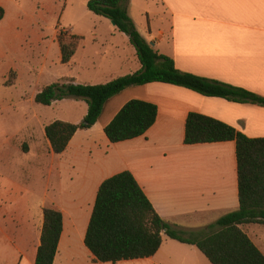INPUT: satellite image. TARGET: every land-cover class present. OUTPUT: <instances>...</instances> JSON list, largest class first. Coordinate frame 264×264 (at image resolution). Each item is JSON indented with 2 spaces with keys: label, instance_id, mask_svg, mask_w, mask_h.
Here are the masks:
<instances>
[{
  "label": "crops",
  "instance_id": "obj_1",
  "mask_svg": "<svg viewBox=\"0 0 264 264\" xmlns=\"http://www.w3.org/2000/svg\"><path fill=\"white\" fill-rule=\"evenodd\" d=\"M6 4L7 0H0L4 10ZM128 14L141 35L155 44V51L171 58L180 71L264 98V0H130ZM98 21L95 28L109 27L107 39L100 31L93 34L92 43L102 44L98 55L88 52L87 39L74 30L75 55L64 65L60 51L57 65L63 69L51 84L103 85L142 68L128 36L109 20ZM20 85L10 88L18 90ZM44 87L27 102L21 95L22 103L34 109L23 143L17 145L24 165L20 173L26 175L14 179L8 163L0 166V264H36L45 208L63 215L54 264H105L94 259L85 237L101 185L125 171L132 173L159 216L186 237L209 231L239 209L236 143L186 145V122L189 114L196 113L250 139H264V107L164 83L131 87L109 100L97 124L78 131L66 151L57 155L46 127L58 120L80 124L88 105L73 99L80 109L75 120L64 114L43 119L35 97ZM132 100L156 105V123L144 136L113 144L105 129ZM67 101L41 106L59 111ZM33 176L41 179V189L28 181ZM241 229L264 254V225L247 224ZM117 264L211 262L197 247L164 235L154 257Z\"/></svg>",
  "mask_w": 264,
  "mask_h": 264
},
{
  "label": "trees",
  "instance_id": "obj_2",
  "mask_svg": "<svg viewBox=\"0 0 264 264\" xmlns=\"http://www.w3.org/2000/svg\"><path fill=\"white\" fill-rule=\"evenodd\" d=\"M130 0H90L87 9L115 23L136 49L142 68L103 85L54 83L44 87L35 102L51 106L64 99L83 100L88 105L84 120L76 125L55 121L45 129L57 155L63 154L74 135L99 121L106 103L128 88L151 83L184 87L200 95L223 98L236 103L264 107V98L229 84L185 73L175 62L159 54L141 35L128 14ZM5 10L0 6V23ZM62 63L69 64L76 52L75 43L59 41ZM156 105L132 100L106 127L113 144L144 136L156 123ZM236 143L240 207L209 227V231L184 236L163 220L132 173L125 171L101 185L85 237V245L96 261L117 264L121 261L154 257L161 249L163 236L197 247L211 264H264V254L241 229L247 224L264 225V139H250L235 128L196 113L186 122V145ZM63 233V215L53 208L44 209V227L36 264H54Z\"/></svg>",
  "mask_w": 264,
  "mask_h": 264
},
{
  "label": "rangeland",
  "instance_id": "obj_3",
  "mask_svg": "<svg viewBox=\"0 0 264 264\" xmlns=\"http://www.w3.org/2000/svg\"><path fill=\"white\" fill-rule=\"evenodd\" d=\"M85 3L86 0H7L6 16L0 24V166L8 163L14 170V179L26 175L20 173L24 165L17 145L26 135V124L34 112L32 104L22 103L21 95L27 102L34 91L58 79L63 69L57 65L59 41L75 43L74 30L87 39L88 52L93 56L98 55L102 45L92 43L93 34L100 31L102 39L109 38V27L95 28L100 17L91 13ZM16 84H21L20 89L10 88ZM67 102L59 111L38 105L42 118L64 114L77 119L80 109L73 99ZM39 128L42 130V126ZM28 181L41 189L39 176Z\"/></svg>",
  "mask_w": 264,
  "mask_h": 264
},
{
  "label": "water",
  "instance_id": "obj_4",
  "mask_svg": "<svg viewBox=\"0 0 264 264\" xmlns=\"http://www.w3.org/2000/svg\"><path fill=\"white\" fill-rule=\"evenodd\" d=\"M112 24H114V25H115V23H114V22H112ZM150 44H151V46H152V47H154V45H155L154 43H150Z\"/></svg>",
  "mask_w": 264,
  "mask_h": 264
}]
</instances>
